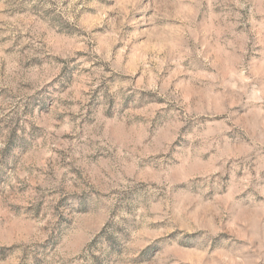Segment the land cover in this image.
<instances>
[{
  "label": "rangeland",
  "instance_id": "obj_1",
  "mask_svg": "<svg viewBox=\"0 0 264 264\" xmlns=\"http://www.w3.org/2000/svg\"><path fill=\"white\" fill-rule=\"evenodd\" d=\"M0 264H264V0H0Z\"/></svg>",
  "mask_w": 264,
  "mask_h": 264
}]
</instances>
